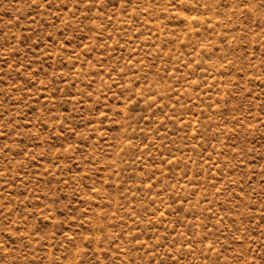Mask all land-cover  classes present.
<instances>
[{
  "label": "rangeland",
  "instance_id": "374dc122",
  "mask_svg": "<svg viewBox=\"0 0 264 264\" xmlns=\"http://www.w3.org/2000/svg\"><path fill=\"white\" fill-rule=\"evenodd\" d=\"M0 264H264V0H0Z\"/></svg>",
  "mask_w": 264,
  "mask_h": 264
}]
</instances>
